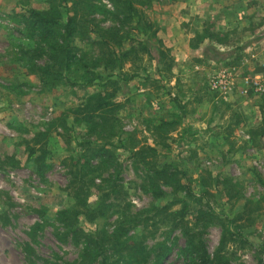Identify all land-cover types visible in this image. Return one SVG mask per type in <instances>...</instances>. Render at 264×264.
Wrapping results in <instances>:
<instances>
[{
    "label": "rangeland",
    "instance_id": "rangeland-1",
    "mask_svg": "<svg viewBox=\"0 0 264 264\" xmlns=\"http://www.w3.org/2000/svg\"><path fill=\"white\" fill-rule=\"evenodd\" d=\"M46 1L0 0V264H62L79 258L82 242L75 245L70 237L64 238L55 215L74 205L68 196V170L75 163L76 144L83 141V130L51 131L42 142V174L27 160L26 143L63 111L81 105L87 96L111 93L113 81L125 72L136 73L126 89L118 84L120 91L115 96L122 104L116 113V133L125 149L115 141L109 148L114 168H101L86 177L91 182L86 196L91 210L98 203L97 187L115 170L125 195L120 206L126 204L132 214L169 200L168 196L154 200L143 192L145 173L130 156L132 140L155 147L150 160L155 168L170 164L192 180L210 174L237 184L242 196L237 201L227 199L222 185L213 191L209 204L219 215L231 218L241 213L246 201L260 199L264 188L256 177L264 181V140H252L250 132L259 123V107L264 102V91L254 86L264 88V0H146L143 12L157 26L156 40L168 51L166 72L157 73L154 63L144 57L131 70H127L128 64L122 72L97 68L100 79L92 85L51 90L11 60L10 47L25 43L17 32L21 27L14 22V11L21 12L24 6L40 10ZM102 4L111 9L107 1ZM100 25L108 23L103 20ZM209 35L211 38L199 39ZM136 37L146 39L139 34ZM208 46L228 55L222 61L210 60L203 56ZM72 47L76 55L93 51L86 41L77 39ZM175 49L182 59L178 62H174ZM221 74L228 75L227 85L213 88L211 80ZM160 120L179 122L165 140L169 148L157 144L159 138L152 134V127ZM184 127L189 132H184ZM113 205L109 214L113 208L120 210ZM250 217L252 225L239 222L249 245L228 249L231 264H255L257 251L264 247L263 202L260 211ZM116 220V212L93 222L81 216L78 227L84 234L96 230L109 233ZM128 235L131 240H142L148 248L159 242L171 245V253L162 264H184L179 256L184 241L178 231L160 227L151 232L140 226L130 229ZM219 236L217 226L204 235L210 255ZM113 263L114 259L106 262Z\"/></svg>",
    "mask_w": 264,
    "mask_h": 264
},
{
    "label": "trees",
    "instance_id": "trees-1",
    "mask_svg": "<svg viewBox=\"0 0 264 264\" xmlns=\"http://www.w3.org/2000/svg\"><path fill=\"white\" fill-rule=\"evenodd\" d=\"M102 1L47 0L46 6L40 10L24 6L20 8L21 12L14 11V22L21 27L17 32L25 43L10 44L11 60L28 74L34 75L47 90L92 85L100 79V75L95 72L97 68L122 72L128 64L127 70H131L144 57L154 63L157 73L162 70L166 72L169 69L168 51L156 40L157 26L143 12L147 1L104 0L110 3L111 9H107ZM97 16L102 19L98 20ZM103 20L108 23L107 26L100 25ZM138 34L146 39H138ZM205 38H211V35L199 37L201 41ZM75 39L86 41L93 48L92 53L76 55L72 47ZM153 39L154 42L151 41ZM125 45L126 49H123ZM226 55L212 46L206 47L203 52L206 58L217 61H222ZM135 76V72L121 74L118 80L113 81L111 93L98 92L87 96L81 105L63 111L43 132L37 133L26 143L27 160L36 164L38 172L42 174L45 167L42 142L51 131L59 129L66 133L74 131L76 127L83 130V141L76 144L75 163L68 170V196L74 205L59 210L55 215L64 231L63 237H70L75 245L82 242V252L77 260L62 264H94L97 260L99 264H106L113 259V264H162L171 253V245L159 242L148 248L142 240H131L128 235L130 229L140 226L151 232L160 227L178 231L184 241V246L179 250L184 264H231L228 249L249 245L241 231L244 225L239 222L253 224L250 214L260 211L264 194L254 203L246 201L241 213L231 218L219 215L209 204L213 191L222 185L227 199L237 201L242 197L236 190L239 186L229 179L220 180L210 174L192 180L170 164L155 168L150 161L156 153L155 147L132 140L130 156L144 170L143 192L154 200L168 196L169 200L164 205L150 206L134 214L126 204L121 207V202L124 203L121 198L125 195L116 170L102 179V184L97 187L100 193L96 208L91 210L87 204L88 183L91 182H87L86 177L101 168H114V157L109 148L114 147L115 141L120 148L125 149L116 133V113L122 104L115 100V96L120 91L118 84L122 83L121 86L126 89L128 82ZM259 114V123L250 132L252 140H264V102L259 107ZM178 125L179 122L175 120H160L152 127V134L159 138L156 143L169 148L165 140ZM184 128V132H189L188 127ZM90 160L96 161V164H91ZM256 180L264 188V181L258 176ZM166 189L170 192L167 193ZM113 203V207H119L120 210L115 211L113 208L111 212L117 214L111 232L96 230L91 234L82 233L78 227L79 217L82 216L88 222L108 217ZM250 205L254 207L250 208ZM148 213L152 215L148 216ZM213 226L219 227L220 236L215 251L210 255L204 235ZM256 256L255 264H264V247L257 251Z\"/></svg>",
    "mask_w": 264,
    "mask_h": 264
},
{
    "label": "built area",
    "instance_id": "built-area-1",
    "mask_svg": "<svg viewBox=\"0 0 264 264\" xmlns=\"http://www.w3.org/2000/svg\"><path fill=\"white\" fill-rule=\"evenodd\" d=\"M229 81L228 75L221 74V75H216L212 80H211V85L213 88H220L223 86H226ZM257 89V91H264V88H261L257 84L254 85Z\"/></svg>",
    "mask_w": 264,
    "mask_h": 264
},
{
    "label": "crops",
    "instance_id": "crops-1",
    "mask_svg": "<svg viewBox=\"0 0 264 264\" xmlns=\"http://www.w3.org/2000/svg\"><path fill=\"white\" fill-rule=\"evenodd\" d=\"M174 52H177V50L175 49ZM174 56H175L174 62H178V61L182 60V59H180L181 58L180 53L177 52L176 55L174 54Z\"/></svg>",
    "mask_w": 264,
    "mask_h": 264
}]
</instances>
